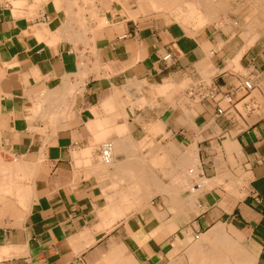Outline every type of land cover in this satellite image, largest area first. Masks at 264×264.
Wrapping results in <instances>:
<instances>
[{"label":"crops","instance_id":"0c3cea01","mask_svg":"<svg viewBox=\"0 0 264 264\" xmlns=\"http://www.w3.org/2000/svg\"><path fill=\"white\" fill-rule=\"evenodd\" d=\"M67 5L0 2V264H264V50L128 22L85 54Z\"/></svg>","mask_w":264,"mask_h":264},{"label":"rangeland","instance_id":"374dc122","mask_svg":"<svg viewBox=\"0 0 264 264\" xmlns=\"http://www.w3.org/2000/svg\"><path fill=\"white\" fill-rule=\"evenodd\" d=\"M29 1L30 0H27V3ZM41 1L42 0H39L38 3H40ZM62 1H61L62 3L72 4V5L70 4L68 5L69 11L71 10L72 12L73 11L76 12V9H78V5H79V9L80 8L84 9V12L82 9H81L82 11H78V13H81L80 14L81 16H79L80 18L77 17L74 19V21L75 20L76 21H75V26L73 25V27L76 29V30L74 29L73 31L77 33L79 32L78 35L80 36L79 38L76 39V42L70 41V40L69 41L75 42L76 44L78 41H79L78 43H82L83 42L82 40L85 39L84 43L87 47L85 48L86 49L85 54H88L87 51L91 49L90 48V45L92 44L91 42H94L96 39H103L104 35L108 32L110 28L118 30V32L120 33L121 32L120 30H122L121 29L122 26L128 22H135L138 24H144V23L152 24V23H157V22L159 24H165V25L175 24L176 26H181L186 31V33L190 36H196L198 34H208L212 36L213 39H216L217 44L218 42H221L219 44L220 47H222L223 42H225V44L228 42L230 43L231 46L234 45L236 46V48H238L237 46H240L242 42H245V46H244V48L246 47L245 52L249 49H263L264 50V25L262 24L264 23V18H259V17L257 18V16L260 13L258 12V10H256V7L253 6V4L249 2V0H227L229 2H226V3L224 2L225 5L223 7V10L220 11V13L216 17L214 16L215 18L210 17L209 18L210 22L207 21L206 23L202 25L196 22L197 21L196 18H189V19L187 18L185 8L183 5H181L184 2V0H177V2L175 0H165V2L171 8L170 10H167V9L166 11L165 10L164 11L145 10L144 12H141V13H140V4L143 3L146 6L147 0H94V1L88 0L89 3L86 0V3L88 4L85 3V0H75V1L74 0L72 1L62 0ZM65 1H68V2H65ZM0 2L1 3L6 2L10 4L9 0H3V1L0 0ZM90 3L96 4L97 6L96 10L98 11L97 13L98 18L99 17L102 19L104 18L106 19L108 23L105 22V24L100 25L95 20L93 22V19L91 18L93 17L92 13L89 11L90 6H91ZM74 4L76 5L77 8L75 7ZM25 5L23 4L19 8H22ZM82 13H83V16H82ZM67 14H71V12L70 13L68 12ZM134 15H136V17ZM76 16H78V14ZM256 18L258 20L261 19L259 21L260 25L254 27L252 26V22L254 20H257ZM81 19H84V20H81ZM78 20L80 23H78ZM241 26L243 27L241 28ZM92 29L93 31H90ZM71 33L72 32L70 31V34ZM82 33L83 34L85 33V34L83 35ZM113 164L114 162L111 165ZM11 165H17V163H11ZM0 216L8 217L7 214H2L1 212H0ZM228 259L230 258L228 257ZM190 261H191V258H190Z\"/></svg>","mask_w":264,"mask_h":264},{"label":"bare ground","instance_id":"6f19581e","mask_svg":"<svg viewBox=\"0 0 264 264\" xmlns=\"http://www.w3.org/2000/svg\"><path fill=\"white\" fill-rule=\"evenodd\" d=\"M10 1V3H12L13 4V6L17 9V8H19L20 6H22L23 4L25 5L26 3H27V0H17V1H15V0H9ZM36 2H39V0H35ZM55 1V4L57 5V8H60L59 7V5L61 4V2H60V0H54ZM62 1V0H61ZM72 1V0H71ZM75 1V0H74ZM90 1V0H89ZM94 1V0H93ZM176 2H177V0H175ZM63 2V1H62ZM65 2H68V1H65ZM79 2V1H78ZM87 2H88V0H87ZM180 2H182V1H180ZM224 2L226 3V2H229V1H227V0H184V2L181 4V5H183L184 6V8H185V11H186V15H187V18L189 19V18H196V22H198V24H200V25H202V24H204V23H206L207 21H209V18L210 17H216L219 13H220V11L221 10H223V7H224ZM249 2L251 3V4H253V6H255L256 7V10H258V12L260 13L258 16H257V18L259 17V18H264V0H249ZM72 3H74V2H72ZM85 3H86V0H85ZM89 3V2H88ZM88 3H86V4H88ZM179 3V2H178ZM70 3H68V5H69ZM80 4V3H79ZM91 4V6H90V12L92 13V16L93 17H91L92 19H93V22H94V20L96 21V22H98L100 25H103V24H105V22H106V19H102V18H98V16H97V13H98V11L96 10V8H97V6H96V4H94V3H90ZM66 6L67 8L69 7V6ZM70 5H72V4H70ZM75 5V4H74ZM76 5H77V3H76ZM76 5H75V7H76ZM84 5V4H83ZM231 6V5H230ZM65 7V8H66ZM144 7V9L145 10H147V11H156V10H158V11H166V9L167 10H170L171 8L169 7V5L165 2V0H147V5L145 6H143ZM64 8V9H65ZM77 8V7H76ZM76 8H74V9H76ZM169 8V9H168ZM72 9V8H71ZM82 8H80L79 9V5H78V9H76V12L75 11H69V13L71 12V14H67L68 15V19H66L67 20V22H66V24L63 26V30H61V31H63L62 32V34H63V36H66V39H68V40H70V41H75L76 42V39L77 38H79V36L80 35H78V33L77 32H74L73 30L75 29L74 27H73V25L75 26V21H74V19L75 18H77V17H79V16H81L80 14L81 13H78V11H82L83 10V12H84V9H82ZM86 9V8H85ZM252 9H254V8H252ZM11 10H13V11H16V10H14V9H11ZM37 10V9H36ZM73 10V9H72ZM12 11V12H13ZM88 11V10H87ZM88 11V12H89ZM255 11V10H254ZM34 12H36V11H34ZM257 12V11H256ZM38 13V12H37ZM86 13V12H85ZM78 14V16H76ZM253 14V13H252ZM71 15V16H70ZM85 15V14H84ZM82 16H83V13H82ZM254 16V15H253ZM73 17V18H72ZM214 17V18H215ZM72 20H71V19ZM80 18V17H79ZM82 18V17H81ZM256 18V19H257ZM81 20H84V19H81ZM80 20V21H81ZM261 20V19H260ZM260 20H254L253 22H252V26H254V27H256V26H258V25H260ZM82 22V21H81ZM210 22V21H209ZM217 22V21H216ZM78 23H80L79 22V20H78ZM86 23V22H85ZM82 24V23H81ZM80 24V25H81ZM84 24V23H83ZM94 24V23H93ZM263 25H264V23H262ZM261 24V25H262ZM87 25V24H86ZM96 25V24H95ZM239 25V24H238ZM85 26V25H84ZM217 26H218V24H217ZM77 27V26H76ZM81 27V26H80ZM83 27V26H82ZM86 27V26H85ZM97 27V26H96ZM243 26H241V28H242ZM248 27V26H247ZM262 27V26H261ZM59 28V27H58ZM61 28V27H60ZM99 28V27H98ZM220 28V27H219ZM79 29V28H78ZM43 31H42V33H39L40 35L41 34H45L47 31L45 30V29H42ZM76 30V29H75ZM82 30H84V29H82ZM88 30H89V28H88ZM258 30V29H257ZM37 31V30H36ZM50 31V30H49ZM60 31V32H61ZM70 31L72 32L71 34H70ZM90 31H93V29L92 30H90ZM39 32V31H38ZM56 32H57V30H56ZM60 32H59V34H60ZM69 32V33H68ZM76 33V34H75ZM92 33V32H91ZM90 33V34H91ZM83 34V33H82ZM85 34V33H84ZM83 34V35H84ZM55 35H58V34H55ZM39 36V35H38ZM52 36V35H51ZM83 38V37H82ZM42 39V38H41ZM43 40H44V38H43ZM83 40H85V39H83ZM82 40V41H83ZM252 41V40H251ZM250 41V42H251ZM51 42V41H50ZM84 42V41H83ZM252 43V42H251ZM244 44V43H243ZM243 48V47H242ZM82 51V50H81ZM80 52V51H79ZM91 71V70H90ZM72 87V86H71ZM73 89V88H72ZM163 92V91H162ZM71 93V92H70ZM72 94V93H71ZM63 106V105H62ZM38 110H39V108H38ZM37 114V113H36ZM98 133V132H97ZM151 145V144H150ZM148 146V145H147ZM118 148V147H117ZM88 150V149H87ZM193 154V153H192ZM90 155V154H89ZM88 155V156H89ZM87 156V157H88ZM161 157V156H160ZM162 158V157H161ZM186 160H188V159H186ZM78 163V162H77ZM87 163V162H86ZM153 163V162H152ZM156 163V162H155ZM101 164V163H100ZM17 166V169H18V167L19 168H21V166L20 165H6V168H14V167H16ZM111 166V165H110ZM26 167V166H25ZM2 168H3V165H2ZM5 168V169H6ZM4 169V173L6 172V170ZM173 169V168H172ZM26 170H28V172L30 171L29 169H26ZM10 171V170H9ZM16 172V171H15ZM25 172V171H24ZM30 172H32V171H30ZM29 172V173H30ZM23 173V172H22ZM21 173V174H22ZM26 173V172H25ZM1 174H2V172H1ZM11 174V173H10ZM124 174V173H123ZM171 174V173H170ZM23 175H24V173H23ZM30 175V174H29ZM11 176V175H10ZM9 177V176H8ZM25 177V176H24ZM23 177V178H24ZM187 177V176H186ZM22 178V179H23ZM18 179V178H17ZM179 179V178H178ZM10 180H12V178L10 179ZM9 180V181H10ZM19 180V179H18ZM184 181V180H183ZM137 182V181H136ZM173 182V181H172ZM115 183V182H114ZM174 183V182H173ZM2 184H3V182H2ZM141 184V183H140ZM184 184V183H183ZM14 184L13 185H11V186H9L10 188H12L13 190H14ZM0 188H3L2 190H5L6 188L5 187H0ZM5 188V189H4ZM16 188V187H15ZM19 189H20V187H18ZM160 188V187H159ZM19 189H18V192L16 193L17 194V201L20 203V204H22V192H20V191H22V190H20L19 191ZM8 190V189H7ZM26 190V189H25ZM175 190H176V188H175ZM134 191V190H133ZM3 193H7L6 192V190L5 191H2ZM9 193H12L11 191H8ZM138 192V191H137ZM197 192V191H196ZM15 194V195H16ZM26 195V194H25ZM197 195V194H196ZM0 197H1V195H0ZM16 197V196H15ZM135 197V196H134ZM151 197V196H150ZM122 198V197H121ZM180 200V199H179ZM181 201H183V200H181ZM119 202H120V200H119ZM136 202V201H135ZM183 204V203H182ZM112 205V204H111ZM119 205V204H118ZM24 206V205H23ZM138 206V205H137ZM25 207V206H24ZM23 207V208H24ZM121 207V206H120ZM132 207V206H131ZM140 211V210H139ZM113 219V218H112ZM103 223V222H102ZM221 224V223H220ZM196 240H198V239H196ZM207 242H209V238H207V237H203V241L202 242H200V243H202V244H200L199 246H197L194 250H193V252H191L192 254H191V261L193 262V264H231V262H230V259H228V257H227V255L225 254V253H223L222 252V249H211V250H208L207 252H206V250L204 249V244L205 243H207ZM179 243V242H178ZM189 243V242H188ZM220 243V242H219ZM203 245V246H202ZM208 245V244H207ZM124 246V245H123ZM118 249V248H117ZM8 250V249H7ZM226 251V250H225ZM119 253H121V251L119 252ZM8 254V252L6 251V249L4 250V249H0V259H2V258H4V257H6V256H8L7 255ZM109 255V254H108ZM104 257V256H103ZM102 257V258H103ZM109 257H111V256H109ZM7 258V257H6ZM237 260V259H236ZM111 261V260H110ZM121 262H122V260H121ZM125 262V261H124ZM120 263V262H119ZM123 263V262H122ZM236 264V263H235Z\"/></svg>","mask_w":264,"mask_h":264},{"label":"built area","instance_id":"2783aa9c","mask_svg":"<svg viewBox=\"0 0 264 264\" xmlns=\"http://www.w3.org/2000/svg\"><path fill=\"white\" fill-rule=\"evenodd\" d=\"M169 56L166 58L168 59ZM243 87L245 88V90L248 92V91H251L253 90L254 88V79L253 78H250V79H246L243 83ZM217 90L214 88L213 91H211L209 94H208V98H212L213 99V103H215L216 107L218 108V112L219 114H223V110L220 108L219 106V103L214 100V97H213V92H216ZM191 95H194V91H192ZM101 156H102V160L105 164L107 165H111L113 162H114V153H113V144L112 143H106L104 144L103 148H102V151H101ZM259 200L263 199L264 200V197L263 198H258Z\"/></svg>","mask_w":264,"mask_h":264}]
</instances>
